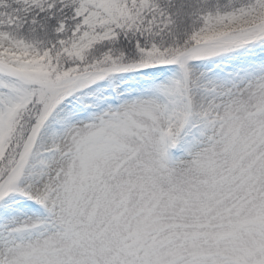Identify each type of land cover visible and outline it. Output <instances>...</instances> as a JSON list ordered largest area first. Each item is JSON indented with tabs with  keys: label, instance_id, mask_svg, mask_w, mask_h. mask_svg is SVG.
Here are the masks:
<instances>
[{
	"label": "snow or ice",
	"instance_id": "obj_1",
	"mask_svg": "<svg viewBox=\"0 0 264 264\" xmlns=\"http://www.w3.org/2000/svg\"><path fill=\"white\" fill-rule=\"evenodd\" d=\"M0 264H264V0H0Z\"/></svg>",
	"mask_w": 264,
	"mask_h": 264
}]
</instances>
